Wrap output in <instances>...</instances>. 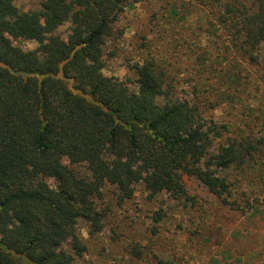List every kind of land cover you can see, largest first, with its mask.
<instances>
[{"label":"trees","instance_id":"1","mask_svg":"<svg viewBox=\"0 0 264 264\" xmlns=\"http://www.w3.org/2000/svg\"><path fill=\"white\" fill-rule=\"evenodd\" d=\"M131 1L144 0H41L40 16L10 20L14 0H0V264H74L86 247L73 221L99 222L93 199L105 185L183 195L189 176L229 204L231 171L264 155V132L254 134L262 104L249 95L264 0H197L210 8L209 47L231 60L219 67L221 54L202 49L186 92L151 48L134 66L137 90L105 74L107 41ZM66 23L65 39L57 30ZM9 35L39 47L27 53ZM238 105L232 121L212 113Z\"/></svg>","mask_w":264,"mask_h":264},{"label":"rangeland","instance_id":"2","mask_svg":"<svg viewBox=\"0 0 264 264\" xmlns=\"http://www.w3.org/2000/svg\"><path fill=\"white\" fill-rule=\"evenodd\" d=\"M41 11V0H14V11L7 18L12 20L27 12L40 16ZM208 13L210 8L197 0L129 2L114 24L113 37L107 41L105 74L137 90L134 66L142 63L150 51L147 48H151L152 54L168 60V68L185 82L183 89L188 91L187 78L195 75V56L206 48L216 55L224 51L218 44L209 47L204 33ZM69 33L70 23L57 30L65 39ZM9 36L27 53L39 47L36 41ZM219 60L223 68L231 56L221 54ZM251 71L249 95L262 104V124L264 53ZM237 107L222 106L212 113L219 122L232 121V114L240 116L244 110ZM263 132L264 124L254 127L256 137ZM85 167L75 165L76 171L87 177ZM47 181L52 187L58 185L52 177ZM229 181V204L189 176L184 177L183 195L170 191L151 194L140 183L131 196H124L115 186H103L93 199L99 222L93 224L82 218L73 221L86 247L74 264H264V155L248 157L241 167L231 171Z\"/></svg>","mask_w":264,"mask_h":264}]
</instances>
